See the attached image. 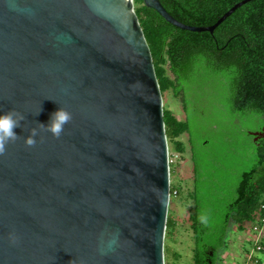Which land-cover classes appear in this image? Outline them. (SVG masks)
<instances>
[{"label":"water","instance_id":"1","mask_svg":"<svg viewBox=\"0 0 264 264\" xmlns=\"http://www.w3.org/2000/svg\"><path fill=\"white\" fill-rule=\"evenodd\" d=\"M142 1L178 29L212 34L251 0L206 28ZM59 108L72 119L57 139L40 124ZM9 111L24 120L0 155V264H165L163 100L133 0H0V114Z\"/></svg>","mask_w":264,"mask_h":264},{"label":"trees","instance_id":"2","mask_svg":"<svg viewBox=\"0 0 264 264\" xmlns=\"http://www.w3.org/2000/svg\"><path fill=\"white\" fill-rule=\"evenodd\" d=\"M159 1L183 25L206 28L243 0ZM133 3L160 92L177 98L185 115L180 121L163 109L167 142L181 158L189 151L192 164L193 264H214L232 227L253 222L264 202V137L254 141L242 127L264 128V0L241 5L212 34L178 29L142 0ZM175 229L168 217L165 237Z\"/></svg>","mask_w":264,"mask_h":264},{"label":"rangeland","instance_id":"3","mask_svg":"<svg viewBox=\"0 0 264 264\" xmlns=\"http://www.w3.org/2000/svg\"><path fill=\"white\" fill-rule=\"evenodd\" d=\"M163 109L171 111L178 120H185L184 112L180 101L174 98L170 92L162 95ZM244 131L258 132L260 124L256 121L242 122ZM245 139V138H244ZM179 141L187 143V137L181 136ZM169 151L172 146L167 142ZM192 164L189 151H186L180 162L171 168V187H176L178 196L171 197L169 201L168 217L176 222V229L172 236L165 237L164 247L168 254L164 253V261L169 264H193L192 254V231L190 230L189 216L192 212V203L188 193L192 189ZM175 171V172H174ZM219 183V182H217ZM221 184V183H219ZM258 214L253 222H246L242 226H233L227 235L226 244L218 249L214 255V264H249L246 254L252 249L256 234L252 231L253 225L258 221ZM261 243L264 248V234L261 236ZM260 264H264V250L255 255Z\"/></svg>","mask_w":264,"mask_h":264},{"label":"clouds","instance_id":"4","mask_svg":"<svg viewBox=\"0 0 264 264\" xmlns=\"http://www.w3.org/2000/svg\"><path fill=\"white\" fill-rule=\"evenodd\" d=\"M39 114V113H38ZM72 119V114L62 108H59L56 112L51 115L50 121L47 125L40 124L47 132L51 133L54 137L59 139L64 132V127ZM24 120V116L17 112L9 111L0 114V155H2L6 146L10 142H14L19 138L14 129L21 127V122ZM38 135L37 129H32L30 134L25 138V144L28 147H33L36 144V136ZM202 223H207L205 217H201ZM10 242L16 244L18 238L15 234H10Z\"/></svg>","mask_w":264,"mask_h":264},{"label":"built area","instance_id":"5","mask_svg":"<svg viewBox=\"0 0 264 264\" xmlns=\"http://www.w3.org/2000/svg\"><path fill=\"white\" fill-rule=\"evenodd\" d=\"M180 153L169 151L167 154V163L169 166L170 176L171 168L175 167L180 162ZM178 194L177 190L171 189L170 181V198L176 197ZM258 221L253 225L252 231L256 234L254 244L251 250L246 254V260L249 264H260L259 260L255 257L256 254L263 252V244L261 243V236L264 234V202H260L258 208Z\"/></svg>","mask_w":264,"mask_h":264},{"label":"flooded vegetation","instance_id":"6","mask_svg":"<svg viewBox=\"0 0 264 264\" xmlns=\"http://www.w3.org/2000/svg\"><path fill=\"white\" fill-rule=\"evenodd\" d=\"M253 137V136H252ZM260 139H258L257 141H259Z\"/></svg>","mask_w":264,"mask_h":264}]
</instances>
